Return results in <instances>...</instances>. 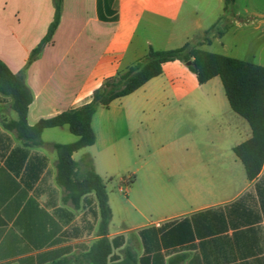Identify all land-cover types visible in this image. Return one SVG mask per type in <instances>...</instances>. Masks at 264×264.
I'll return each mask as SVG.
<instances>
[{
  "label": "crops",
  "instance_id": "0c3cea01",
  "mask_svg": "<svg viewBox=\"0 0 264 264\" xmlns=\"http://www.w3.org/2000/svg\"><path fill=\"white\" fill-rule=\"evenodd\" d=\"M184 2L62 0L51 41L25 73L27 126L89 102L105 79L137 61L129 53L139 27L175 24ZM224 7L203 31L213 26L222 35L200 48L264 67V2ZM53 17L52 0H0V62L11 73L25 66ZM161 70L97 108L93 145L72 155L89 158L102 181L113 166L131 172L130 205L144 222L116 230L109 223L107 238L123 241L113 255L123 260L130 252L136 264H264V162L248 180L233 153L251 138L247 122L231 111L217 77L199 84L178 61ZM11 105L0 95V264H86L83 255L98 239L95 204L74 210L63 202L52 148L77 137L67 126L48 128L41 146L25 147L3 127L17 120ZM157 170L168 178H155Z\"/></svg>",
  "mask_w": 264,
  "mask_h": 264
},
{
  "label": "trees",
  "instance_id": "16d2710c",
  "mask_svg": "<svg viewBox=\"0 0 264 264\" xmlns=\"http://www.w3.org/2000/svg\"><path fill=\"white\" fill-rule=\"evenodd\" d=\"M112 1L108 0L110 4ZM234 1L224 0L225 11ZM52 4L53 20L21 71L13 74L0 62V95L12 100L11 107L17 114L16 121L5 123L3 127L14 132L23 146L33 148L42 145L41 134L44 129L67 126L77 140L72 144L52 146L57 156L55 183L63 191V202L72 209L78 210L83 204L90 205L91 201L95 204L98 239L83 255L84 261L86 264H136L130 252H125L123 260L113 255L114 249H118L123 241L120 237L107 238L111 210L105 184L94 172L91 160L85 157L75 162L72 159L73 153L93 145L95 141L90 122L97 108L109 106L158 77L162 72V64L167 62L189 64L186 65L187 69L196 76L199 84L217 77L231 111L244 119L251 130V138L235 147L233 153L242 163L246 178L252 180L259 174L264 162V67L202 50L200 47L203 44H209L211 38L222 35L216 33L212 26L200 39L189 40L179 48L157 51L149 47L143 58L105 79L86 104L29 127L26 115L32 94L25 85V73L39 57L43 47L51 41L58 26L62 0H52ZM89 196L91 200L87 198Z\"/></svg>",
  "mask_w": 264,
  "mask_h": 264
},
{
  "label": "rangeland",
  "instance_id": "374dc122",
  "mask_svg": "<svg viewBox=\"0 0 264 264\" xmlns=\"http://www.w3.org/2000/svg\"><path fill=\"white\" fill-rule=\"evenodd\" d=\"M238 1L247 2V0ZM256 1L264 2V0ZM222 4L224 0H185L175 24L168 25L157 21L153 26L141 25L133 41L129 58L138 57V61L146 55L149 47L157 51L178 48L184 43L185 37L191 40L200 39L204 34L203 31L220 17L219 6ZM79 158V155L76 156L77 160ZM102 175L111 204L110 229H129L142 224L144 220L130 205L135 204V196L133 193L131 195L127 193L132 177L131 172L126 166H113L111 169L102 171ZM155 178L165 180L168 176L165 170H157Z\"/></svg>",
  "mask_w": 264,
  "mask_h": 264
},
{
  "label": "water",
  "instance_id": "95a60500",
  "mask_svg": "<svg viewBox=\"0 0 264 264\" xmlns=\"http://www.w3.org/2000/svg\"><path fill=\"white\" fill-rule=\"evenodd\" d=\"M186 65H189V64H186Z\"/></svg>",
  "mask_w": 264,
  "mask_h": 264
}]
</instances>
